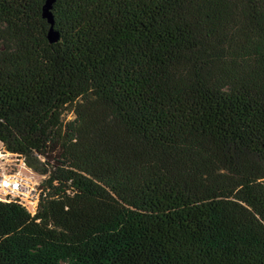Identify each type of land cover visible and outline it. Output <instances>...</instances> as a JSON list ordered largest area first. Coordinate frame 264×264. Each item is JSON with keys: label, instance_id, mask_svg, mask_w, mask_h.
I'll return each mask as SVG.
<instances>
[{"label": "trees", "instance_id": "obj_1", "mask_svg": "<svg viewBox=\"0 0 264 264\" xmlns=\"http://www.w3.org/2000/svg\"><path fill=\"white\" fill-rule=\"evenodd\" d=\"M0 0V264H264V0ZM73 115V120L67 117Z\"/></svg>", "mask_w": 264, "mask_h": 264}, {"label": "rangeland", "instance_id": "obj_2", "mask_svg": "<svg viewBox=\"0 0 264 264\" xmlns=\"http://www.w3.org/2000/svg\"><path fill=\"white\" fill-rule=\"evenodd\" d=\"M67 119L73 120L74 116L69 115ZM44 179V176L28 168L24 159L11 154L0 144V200H7L9 197L18 199L35 214L42 195ZM13 180L21 183L20 189L16 191L10 189L8 183Z\"/></svg>", "mask_w": 264, "mask_h": 264}, {"label": "water", "instance_id": "obj_3", "mask_svg": "<svg viewBox=\"0 0 264 264\" xmlns=\"http://www.w3.org/2000/svg\"><path fill=\"white\" fill-rule=\"evenodd\" d=\"M53 1L54 0H48L46 5L44 6V9H43V17L46 18L51 25L49 40L52 43L56 42L58 40V33L53 30L54 18H53L51 11H50Z\"/></svg>", "mask_w": 264, "mask_h": 264}, {"label": "built area", "instance_id": "obj_4", "mask_svg": "<svg viewBox=\"0 0 264 264\" xmlns=\"http://www.w3.org/2000/svg\"><path fill=\"white\" fill-rule=\"evenodd\" d=\"M8 184H9L10 189L13 190V191L18 190V189H20V187H21V183L18 182V181H16V180H13V181H11V182L8 183ZM9 198H10V197H9Z\"/></svg>", "mask_w": 264, "mask_h": 264}]
</instances>
